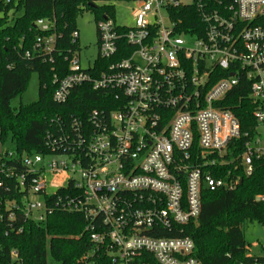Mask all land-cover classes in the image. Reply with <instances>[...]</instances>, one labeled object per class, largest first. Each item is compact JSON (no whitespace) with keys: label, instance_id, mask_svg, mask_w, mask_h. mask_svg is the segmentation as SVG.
I'll return each mask as SVG.
<instances>
[{"label":"built area","instance_id":"built-area-1","mask_svg":"<svg viewBox=\"0 0 264 264\" xmlns=\"http://www.w3.org/2000/svg\"><path fill=\"white\" fill-rule=\"evenodd\" d=\"M17 1L0 0V18ZM116 1L133 4V25L97 20V58L84 68L69 49L66 75L53 80L56 104L89 88L106 108L52 119L45 153L18 154L0 132V233L65 211L86 221L91 248L78 264H202L181 235L199 220L204 192L236 190L264 160V0ZM191 4L200 35L180 34L171 17ZM35 28L43 35L26 56L52 63L57 22ZM238 88L252 110L247 131L224 105Z\"/></svg>","mask_w":264,"mask_h":264},{"label":"trees","instance_id":"trees-1","mask_svg":"<svg viewBox=\"0 0 264 264\" xmlns=\"http://www.w3.org/2000/svg\"><path fill=\"white\" fill-rule=\"evenodd\" d=\"M114 1L90 5L88 0H19L6 8L0 18V132L4 140L11 139L18 154L45 153V134L55 117L85 118L93 108H106L102 92L89 88L75 91L67 105L56 104L53 80L67 73V50L81 51L79 44L71 41L78 19L89 12L95 22L105 16L116 22ZM171 17L178 23L180 34L200 35L195 4L171 9ZM38 19L55 20L63 36L58 39L60 52L54 54L52 63L26 56L33 53L37 37L43 35L35 28ZM33 75L38 77V99L15 106L13 102L24 95ZM236 92L224 105L234 110L243 131H247L254 126L252 110L246 93L241 88ZM259 195H264V160L255 162L251 176L242 174L236 190L205 191L199 220L186 226L181 235L193 240L192 256L202 264H264V257L246 254L242 231L247 222L264 225V201L256 200ZM23 227V232L8 237L0 233V264H49V260L53 264H78L91 248L86 221L80 214L53 211L45 223L26 222Z\"/></svg>","mask_w":264,"mask_h":264},{"label":"rangeland","instance_id":"rangeland-1","mask_svg":"<svg viewBox=\"0 0 264 264\" xmlns=\"http://www.w3.org/2000/svg\"><path fill=\"white\" fill-rule=\"evenodd\" d=\"M179 1L183 3L191 2V0ZM113 4L117 24L131 27L133 25V4L128 1H116ZM77 30L80 34L79 46L81 49L82 66L87 68L90 63L94 62L98 55L97 25L94 15L89 12L84 13L78 19ZM187 42L190 44L193 40L189 38ZM38 92V77L33 75L24 95L20 99H15L13 104L18 106L21 102L26 104L35 102L38 99ZM242 231L247 245L246 254L252 257H264V225L257 221L247 222L243 226ZM49 264H53V262L49 260Z\"/></svg>","mask_w":264,"mask_h":264},{"label":"water","instance_id":"water-1","mask_svg":"<svg viewBox=\"0 0 264 264\" xmlns=\"http://www.w3.org/2000/svg\"><path fill=\"white\" fill-rule=\"evenodd\" d=\"M227 153V151H225V154Z\"/></svg>","mask_w":264,"mask_h":264}]
</instances>
